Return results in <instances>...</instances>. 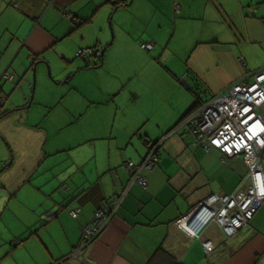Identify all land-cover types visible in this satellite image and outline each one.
I'll return each mask as SVG.
<instances>
[{
  "label": "crops",
  "instance_id": "crops-1",
  "mask_svg": "<svg viewBox=\"0 0 264 264\" xmlns=\"http://www.w3.org/2000/svg\"><path fill=\"white\" fill-rule=\"evenodd\" d=\"M82 48L102 51L96 65ZM263 67L264 0H0V76L12 75L0 92V264H264V202L231 237L214 221L193 237L175 224L247 173L194 144L185 117ZM157 142L146 188L129 185L124 163ZM125 189L83 260L70 258Z\"/></svg>",
  "mask_w": 264,
  "mask_h": 264
},
{
  "label": "built area",
  "instance_id": "built-area-1",
  "mask_svg": "<svg viewBox=\"0 0 264 264\" xmlns=\"http://www.w3.org/2000/svg\"><path fill=\"white\" fill-rule=\"evenodd\" d=\"M141 47L151 50L152 44H142ZM76 55L83 59L92 56L93 64L96 65L102 57V51L97 48H82ZM1 78L10 81L12 76L3 74ZM263 108L264 67L247 73L224 87L185 117L182 126L193 136L194 144H200L206 151H218L223 164L228 159L241 158L247 167L246 175L232 193L210 194L175 222L188 235L196 236L204 225L214 221L224 236L231 237L248 225L264 202V174L261 165L264 149ZM159 146L158 142L151 145L138 164L130 161L124 163L129 185L137 184L142 189L146 188L147 181L143 171L153 168L158 159ZM127 189L95 210L92 221L81 228L80 242L70 258L83 260L90 244L120 208ZM78 213L79 209L69 211L72 218H77ZM202 246L206 254L211 253L214 248L210 241H203Z\"/></svg>",
  "mask_w": 264,
  "mask_h": 264
},
{
  "label": "rangeland",
  "instance_id": "rangeland-1",
  "mask_svg": "<svg viewBox=\"0 0 264 264\" xmlns=\"http://www.w3.org/2000/svg\"><path fill=\"white\" fill-rule=\"evenodd\" d=\"M174 19V18H173ZM180 45V43L178 41H175L171 46H169V49L171 50H175L178 46ZM169 61V60H168ZM175 61V58L174 57H171L170 55V63L171 62H174ZM159 63V66L155 67L156 68H160L161 70H164V68H166L167 66L164 65V68H163V64L162 62H158ZM173 66V65H172ZM12 76V75H11ZM12 81V79L10 81H7L5 80L4 78H1L0 79V92L2 93V91H5V89L7 87L10 86V82ZM14 82V81H13ZM0 97H3V95H0Z\"/></svg>",
  "mask_w": 264,
  "mask_h": 264
},
{
  "label": "trees",
  "instance_id": "trees-1",
  "mask_svg": "<svg viewBox=\"0 0 264 264\" xmlns=\"http://www.w3.org/2000/svg\"><path fill=\"white\" fill-rule=\"evenodd\" d=\"M197 90H198L197 85H194V86H193V89H192V88L189 89L190 93H192V95H193L195 98L198 99V98H199V97H198L199 94L197 93ZM160 250H162L161 247H159L158 251H160ZM173 264H180V263H176V262H174Z\"/></svg>",
  "mask_w": 264,
  "mask_h": 264
},
{
  "label": "water",
  "instance_id": "water-1",
  "mask_svg": "<svg viewBox=\"0 0 264 264\" xmlns=\"http://www.w3.org/2000/svg\"><path fill=\"white\" fill-rule=\"evenodd\" d=\"M33 78H34V75H33ZM5 99H6L5 96L0 97V102H1L0 108L2 107V105H3Z\"/></svg>",
  "mask_w": 264,
  "mask_h": 264
}]
</instances>
